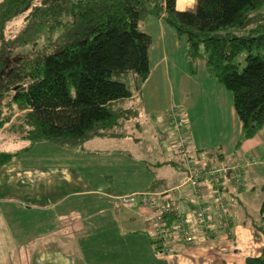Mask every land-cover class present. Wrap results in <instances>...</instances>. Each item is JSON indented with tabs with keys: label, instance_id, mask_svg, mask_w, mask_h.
Returning <instances> with one entry per match:
<instances>
[{
	"label": "trees",
	"instance_id": "obj_1",
	"mask_svg": "<svg viewBox=\"0 0 264 264\" xmlns=\"http://www.w3.org/2000/svg\"><path fill=\"white\" fill-rule=\"evenodd\" d=\"M149 17L186 38L190 75L203 62L207 76L230 93L242 140L260 134L264 0H194L190 10L179 9L177 0H2L0 134H19L30 146L0 151V169L38 143L75 148L91 139L126 138L127 125L139 131V112L125 102L151 73L152 38L139 29ZM130 77L131 87L123 82ZM196 154L199 163L224 166ZM174 157L168 163L184 173V160ZM259 217L253 228L264 240V200ZM163 218L168 228L180 219L172 210ZM227 228L218 224L215 230ZM246 264H264V247Z\"/></svg>",
	"mask_w": 264,
	"mask_h": 264
},
{
	"label": "crops",
	"instance_id": "obj_2",
	"mask_svg": "<svg viewBox=\"0 0 264 264\" xmlns=\"http://www.w3.org/2000/svg\"><path fill=\"white\" fill-rule=\"evenodd\" d=\"M151 38V73L141 89L125 102L126 106H133L134 103L139 105L142 90L151 80L153 71L162 62H166V46L157 45L152 36ZM158 52L161 56L156 62ZM198 66L199 63L197 68ZM186 75L191 79H196L197 76L188 72H185L184 76ZM205 75L203 86L196 93L197 99L203 103L202 113L205 118L198 123L197 133H192L189 129L188 108L183 117L188 122V147L203 155L200 158L202 162L204 156H209L217 164L233 165L238 162L243 166V183L240 187H234L230 179L222 181L223 203L230 216V227L226 231L216 229L213 234L208 235L197 229L198 223L194 218L197 204L205 206L216 223L219 204L209 183H203L199 196L195 195L190 186L183 185V171L173 169L168 163L175 159L173 150L169 148V139L174 134L171 118L158 117L153 120L156 130L159 127V131L165 135L157 133L160 161L154 160L150 167L159 171L169 167L177 175L161 173V180L167 184L161 187L154 182L145 190L126 193L125 190L116 188L112 177L98 175L101 186H93L92 189L88 178L75 171L72 162L61 163L60 158L58 162L46 161L42 166L24 164L22 156L30 153L37 144L31 151L21 152L5 164L0 169V264H246L248 258L260 256L264 240L263 243L260 241L259 234L253 227L235 228L237 210L234 207L235 204L244 206L246 202L256 212L254 216H257V220L253 222L260 220L259 208L264 200V128L256 138L242 143L237 155L227 159L221 152L222 145L217 144L215 148V141L211 140L212 133L203 129L207 126L208 117L220 123L219 118H222L221 114L226 109L223 105L228 102L227 97L230 103L232 101L221 86ZM130 78L132 81L133 78ZM228 112L231 113L229 107ZM134 122L137 123L138 119ZM191 123L193 125V120ZM158 135L163 138L160 139ZM163 139L165 140L161 141ZM136 142L144 144L142 139H137ZM53 145L68 154L74 153L77 148ZM155 150L154 154L157 153ZM80 154L91 156L88 152ZM150 155L149 152L147 157ZM250 157L254 158V162H248ZM43 160L45 162V158ZM168 178L171 180L167 181ZM147 191L165 194L162 202L160 197L155 200L156 208L169 205L176 216L194 224L196 239L192 244L183 243L178 232H171L163 236L161 243H156L151 230L153 207L122 204L118 200L123 196ZM255 198L258 200L257 211ZM250 216L252 217L245 207L236 220L251 218ZM216 225L218 226L215 224V227Z\"/></svg>",
	"mask_w": 264,
	"mask_h": 264
},
{
	"label": "rangeland",
	"instance_id": "obj_3",
	"mask_svg": "<svg viewBox=\"0 0 264 264\" xmlns=\"http://www.w3.org/2000/svg\"><path fill=\"white\" fill-rule=\"evenodd\" d=\"M179 5L181 10H190L193 8L194 0H177L178 8ZM11 26L13 25L11 24ZM139 29L152 36L154 43L157 45L166 46V62H162L163 64L153 71L151 80L146 85L145 89L142 90V97L139 100V105H136V103L133 104V107L135 109L137 108L139 112L138 122L140 124V131L136 132V128L127 125L125 129H127L126 134L128 137L121 140H90L84 145L75 148L76 150L74 153L72 152L69 154L62 148L54 146L52 143L37 144L32 148V151L30 150V153L22 156V162L24 164L42 166L45 165L46 161L56 160V162H58L61 158V163L66 161L72 162L75 171H79L84 177L86 176V178H88L92 189L93 186H101L98 181V175L101 177L110 176L112 180H114V185H117L116 188H121L125 190L124 192L126 193L145 190V188H148L154 182L158 183L160 187L167 185L161 180V173H172L174 176H177L174 170L169 167H165L160 171L155 167H150V163L153 164L155 162L154 160L160 161L157 133L162 132L159 131V127L156 130V125L153 120L158 117H170L171 114H174L185 123L184 129L180 133L182 136L185 134L188 135L186 132V123L188 122L191 132L197 133L198 123H200L201 120H205L202 113L203 103L196 97L197 91L201 89L204 83L203 78L206 74L205 66L203 62H199L196 79L187 78V75L184 76L185 72H188L189 69L186 60V38L178 37L172 27L166 25L162 20L158 21L155 17L145 19L144 22L140 24ZM14 30H16V28H14ZM160 31H162V34L159 35ZM163 32L165 35H163ZM11 35H14V33H11ZM160 56V52H158L156 62L160 59ZM123 82L131 87V78L124 79ZM222 89L224 93H227L231 98L230 93L224 88ZM227 100L226 107L223 105L226 109H224L221 114L222 118H219L221 122L218 123L208 117L207 126L203 131L212 133L211 140L215 141V148H217V144H221L223 150L221 152L224 153L227 159H231L240 151V146L237 148V143L242 144L245 141L242 140L241 125L235 112H233L232 102H229L228 97ZM182 101L184 102L183 104ZM228 107L231 113L228 112ZM187 108L190 114V120L188 122L183 117ZM192 120L193 125L191 123ZM168 124L170 126V123ZM190 130H188L189 133ZM162 133L165 135L164 132ZM173 135L174 138H176L177 135L175 133ZM18 136L19 134L1 133L0 151L15 153L30 146L29 141L22 140ZM137 139H142L144 144L137 143ZM154 150L157 153L154 154ZM81 152H88L91 156L82 155L80 154ZM149 152L151 155L147 157ZM187 153L190 159L197 161L198 157L195 150L191 151L188 148ZM43 158H45V162ZM259 161L263 162L261 159ZM86 165H89V168H87ZM169 180L171 179L168 178L167 181ZM167 188L168 187H166V189ZM221 200L222 199L219 198L218 202L221 203ZM255 202L257 203V211V198H255ZM245 207L252 217L236 220L237 216L244 212ZM234 209L237 210L234 222L235 228L241 226L245 228L253 227V221L257 220V216H254L256 212H254V209L250 205H247L246 202H244V206L235 204ZM228 217L230 216L228 215ZM219 218L220 220L222 219L220 213ZM182 220L184 222L187 221V219L183 218ZM217 221L219 222L218 219ZM176 235L179 236L178 234ZM195 235L196 234L193 235L194 241L196 239ZM151 237H153V235ZM179 237L181 238V236ZM258 238L263 243L262 236L259 235ZM182 242L185 243L183 240Z\"/></svg>",
	"mask_w": 264,
	"mask_h": 264
},
{
	"label": "built area",
	"instance_id": "obj_4",
	"mask_svg": "<svg viewBox=\"0 0 264 264\" xmlns=\"http://www.w3.org/2000/svg\"><path fill=\"white\" fill-rule=\"evenodd\" d=\"M171 125L174 129V133L177 135L174 138L172 136L169 148L173 150V154L176 157L182 158L185 164V178L183 185L190 186L191 189L195 191V195L199 196L201 194L202 185L204 182L209 183L211 189L215 195L216 201L221 198V203L218 202L219 213L222 215V219L219 218L217 223L210 216L208 210L201 203H198L195 207L194 218L198 223L197 229L202 232V234L211 235L215 232V224H219L223 229L227 228L229 225L228 209L223 203V179H230L234 187H240L242 185V165L240 163H235L230 166H222L211 164L207 166L206 164L199 163L198 161L189 158L188 150V138L186 134L182 136L180 133L185 127L184 121L178 119V116L171 114ZM187 132V128H186ZM159 138H163L158 135ZM165 139L161 140L164 141ZM250 162H254L251 158ZM160 195L150 194V193H137L129 196L120 197L118 200L122 204H135L139 203L142 207L151 208L152 221L151 230L154 233L156 240H162L163 236L171 234V232H178L182 240L185 243L191 244L194 241L193 235L195 231L194 224L184 222L182 219L176 220L171 227L166 226V221L163 218L164 213L169 212L171 207L169 205H163L161 208H156L157 206H152V200L159 198ZM166 251V250H165Z\"/></svg>",
	"mask_w": 264,
	"mask_h": 264
},
{
	"label": "bare ground",
	"instance_id": "obj_5",
	"mask_svg": "<svg viewBox=\"0 0 264 264\" xmlns=\"http://www.w3.org/2000/svg\"><path fill=\"white\" fill-rule=\"evenodd\" d=\"M179 8L181 9L180 5H179Z\"/></svg>",
	"mask_w": 264,
	"mask_h": 264
}]
</instances>
